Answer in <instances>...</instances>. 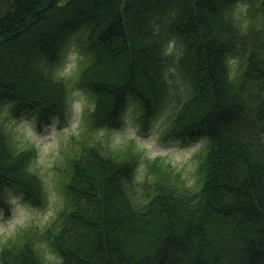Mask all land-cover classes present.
<instances>
[{"label": "trees", "instance_id": "1", "mask_svg": "<svg viewBox=\"0 0 264 264\" xmlns=\"http://www.w3.org/2000/svg\"><path fill=\"white\" fill-rule=\"evenodd\" d=\"M242 1L245 24L231 13ZM76 30L86 57L76 83L93 97L95 125L119 121L130 94L146 122L178 70L187 99L168 113L166 132L205 136L201 184L170 185L173 171L157 157L153 191L136 202L129 185L141 152L85 139L62 176L64 206L43 229L18 231L0 264H46L41 236L77 264H264V0H0V100L60 111L66 90L46 66ZM35 153L0 116V202L7 185L43 199L26 166Z\"/></svg>", "mask_w": 264, "mask_h": 264}, {"label": "rangeland", "instance_id": "2", "mask_svg": "<svg viewBox=\"0 0 264 264\" xmlns=\"http://www.w3.org/2000/svg\"><path fill=\"white\" fill-rule=\"evenodd\" d=\"M246 6L247 3L242 1L233 3L231 7L232 15L244 24L250 20ZM80 35L79 30L70 31L57 58L46 66L50 68V74L45 76L59 83L61 92L66 90L60 111L43 114L36 106L13 98L0 100V116L13 142L18 146L36 148L26 166L27 171L40 178L43 189V199L33 201L26 198L24 191L17 186H6L3 202H0V249L15 239L24 227L34 226L40 230L46 227L64 206L66 197L62 176L70 155L85 139L101 142L111 152L124 150L133 143L135 150L141 152L133 183L129 185L136 202L145 201L153 191L156 176L150 171L151 163L157 157L163 162L161 167L168 165L167 169L173 171L174 175L167 178L170 185L183 190H196L201 184L198 166L205 136L166 132L168 113L178 109L187 99V83L178 70L170 66L168 96L155 112L148 115L146 122L140 120L138 103L130 94L120 112L119 121H103L95 125L89 116L95 104L93 97L89 89L76 83V73L86 59ZM175 45L176 41L171 42L168 50H173ZM235 55L229 56L232 67L238 62ZM36 244L46 264H77L74 260H62L57 249L44 236Z\"/></svg>", "mask_w": 264, "mask_h": 264}]
</instances>
